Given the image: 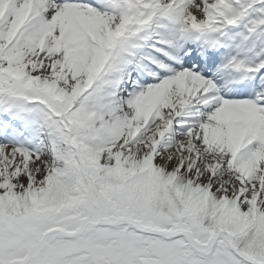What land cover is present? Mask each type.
<instances>
[{
  "label": "snow or ice",
  "instance_id": "6c2138e0",
  "mask_svg": "<svg viewBox=\"0 0 264 264\" xmlns=\"http://www.w3.org/2000/svg\"><path fill=\"white\" fill-rule=\"evenodd\" d=\"M0 264H264V0H0Z\"/></svg>",
  "mask_w": 264,
  "mask_h": 264
}]
</instances>
